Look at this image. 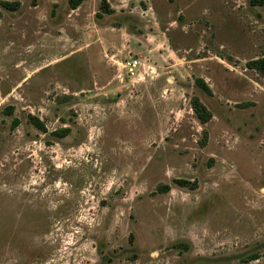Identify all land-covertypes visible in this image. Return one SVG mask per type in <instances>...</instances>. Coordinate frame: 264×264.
I'll use <instances>...</instances> for the list:
<instances>
[{
    "label": "rangeland",
    "instance_id": "1",
    "mask_svg": "<svg viewBox=\"0 0 264 264\" xmlns=\"http://www.w3.org/2000/svg\"><path fill=\"white\" fill-rule=\"evenodd\" d=\"M261 55L264 0L0 3V264H264Z\"/></svg>",
    "mask_w": 264,
    "mask_h": 264
},
{
    "label": "trees",
    "instance_id": "2",
    "mask_svg": "<svg viewBox=\"0 0 264 264\" xmlns=\"http://www.w3.org/2000/svg\"><path fill=\"white\" fill-rule=\"evenodd\" d=\"M80 0H68L69 2V6L70 7H74ZM263 0H258V2H262ZM0 3L2 5H4L5 7L12 9L14 7L17 6L18 4V0H0ZM247 64L249 66H258L261 69H264V55L258 56L256 58H252L249 59V61H247ZM195 81L200 85V87L206 91H209V87L207 84H205L202 80V78L200 77H196ZM190 105L192 110L194 111L196 117L200 120V121H204L206 120L209 115L210 112L209 110L206 108V106L197 98V96H192L190 99ZM31 121L38 126L39 128L43 129V123L41 120H39L36 116L34 115H30ZM16 123V119H13L11 121V124L14 125ZM67 130L66 126H59L56 127L54 129H52V133L56 136H60L62 134H64ZM177 183L179 184H183L186 183L187 181L183 178H175L174 179ZM168 187V185L166 183L161 185V189H166ZM256 253H251L249 255V257H254Z\"/></svg>",
    "mask_w": 264,
    "mask_h": 264
},
{
    "label": "built area",
    "instance_id": "3",
    "mask_svg": "<svg viewBox=\"0 0 264 264\" xmlns=\"http://www.w3.org/2000/svg\"><path fill=\"white\" fill-rule=\"evenodd\" d=\"M116 64L117 73L116 75L122 77V75H127L128 77H135L138 75L139 67L142 66V63L139 60V57L136 55H126L121 59H113Z\"/></svg>",
    "mask_w": 264,
    "mask_h": 264
}]
</instances>
